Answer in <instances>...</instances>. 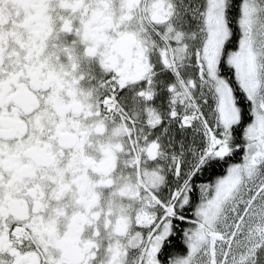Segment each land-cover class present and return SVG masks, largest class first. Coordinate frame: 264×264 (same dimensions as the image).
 I'll return each instance as SVG.
<instances>
[{
  "label": "snow or ice",
  "instance_id": "1",
  "mask_svg": "<svg viewBox=\"0 0 264 264\" xmlns=\"http://www.w3.org/2000/svg\"><path fill=\"white\" fill-rule=\"evenodd\" d=\"M0 264H264V0H0Z\"/></svg>",
  "mask_w": 264,
  "mask_h": 264
}]
</instances>
